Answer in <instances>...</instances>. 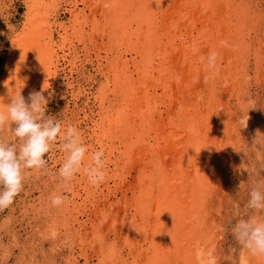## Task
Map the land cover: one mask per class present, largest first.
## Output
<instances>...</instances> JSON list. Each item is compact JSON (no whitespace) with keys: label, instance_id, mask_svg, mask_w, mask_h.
Masks as SVG:
<instances>
[{"label":"bare ground","instance_id":"6f19581e","mask_svg":"<svg viewBox=\"0 0 264 264\" xmlns=\"http://www.w3.org/2000/svg\"><path fill=\"white\" fill-rule=\"evenodd\" d=\"M80 1L85 3V0L70 1L74 24L85 12V8L79 9ZM91 1L85 5L89 8L99 6L100 0ZM109 1L115 2L111 3V8L109 5L108 12L105 10L106 15L103 16L101 11L97 12L102 14V19H106L108 30L98 29L99 26H96L98 30H92L97 31L92 34L101 35L100 37L107 31L105 36L110 38L109 42L116 44L115 47L118 46L119 52L111 58L107 56V65H101L100 68L105 81L102 82L97 96L99 119L88 113L89 106L86 108L87 105H84L81 110L72 112V121L68 120L75 127L84 123V120H92L93 125L89 130L83 129L84 131L79 132L89 155L97 150L104 151L105 180L93 186L81 172L67 183L72 200L63 202L68 211L65 222L69 225L67 227L71 226L70 229L75 230L74 237L77 239L74 240H77L76 246L80 248L78 255L83 256L86 263L96 257L97 263L94 264H199L197 249L211 251L215 256L220 251L215 238L218 233H211L214 230L213 225L207 226L203 220L206 218L204 213L211 208L209 201L213 199V188L218 180L219 169L216 171L214 163L222 162L224 154L231 148H226L227 141L220 140L221 133L226 132H222V112L218 110L221 103L216 99V91H219L222 86L218 85L222 83L225 95L234 93L236 78L240 74L237 75L238 64L243 60L248 63L245 56L242 57L243 41L240 38L242 29L247 26V3L244 0H132L138 4H132L130 0ZM36 2H27L32 5L28 8V22H25L28 23V29L10 48L6 76L0 83L2 97L7 91V83L12 86V82L16 80L11 76L18 73L17 67L21 66V58L30 59L28 52L24 56L21 55L23 52L19 53L20 61L15 59L18 51L13 50L19 47L18 44L24 43L25 39L29 40L28 45L32 41L41 50L40 53L36 52L39 67L33 68V74L27 76L28 86L33 90L36 89L35 81L46 86L43 83L44 76L46 79L47 74L55 75L52 68L58 70L56 62L60 55L65 60L70 55L72 65L77 63L79 55L72 50L73 39L85 44V55L91 56L95 52L97 59L101 55L97 52L101 49L99 45L94 41L86 42L84 29H74L70 34L65 23L60 24L65 32L61 35L62 41L57 44L56 49L52 38L53 28L48 22L50 6L43 4L41 6L44 12H35ZM244 8L248 10L244 11ZM39 12L41 16L37 15ZM37 16H40L42 22L35 25ZM84 20L87 21L86 18ZM95 23L91 25L92 28ZM34 25L36 28L33 31L36 34L31 38ZM231 28L235 29V34ZM259 29L261 28L257 30ZM66 43H70V52L59 55V51L64 52L66 49ZM123 46L125 51L122 50ZM211 52L217 54V63L215 71L210 73L201 57L206 58ZM33 56L35 59V55ZM227 83L231 85L225 86ZM13 88L12 91H18L15 86ZM82 89L75 96H79ZM23 96L27 102L28 96ZM1 105L3 104L0 100ZM85 133L87 134L84 135ZM222 171H225L224 168ZM62 185L65 186L63 182L60 183ZM217 199L220 201L219 196ZM81 216L87 218L82 220ZM57 237L59 236L54 239ZM31 247L34 249L35 246ZM248 256L244 260L240 257L244 261L242 264H251V255ZM78 257L71 255V264H78ZM217 262L220 264L218 259Z\"/></svg>","mask_w":264,"mask_h":264},{"label":"rangeland","instance_id":"374dc122","mask_svg":"<svg viewBox=\"0 0 264 264\" xmlns=\"http://www.w3.org/2000/svg\"><path fill=\"white\" fill-rule=\"evenodd\" d=\"M35 1H37L35 3V6L37 5V7H34V11L36 9L35 12L37 11H40L41 13L44 12V9L42 10L43 4H46V5L48 4L50 6L51 13L48 15L49 17L48 22L51 24L53 28L52 38L56 44V47H55L56 49H57V44H60L62 41L61 35L65 32V30L60 28L61 27L60 24L65 23L64 25H66L67 28L69 27L68 33L70 34L72 33V30L74 29H79V30L84 29L86 31V33L84 34L86 42L89 43L90 41H94L97 45H99L101 49L98 50L97 52L101 55L99 56L98 59L96 58L97 56L95 52H92L90 54L91 56L85 55L86 51H83L85 49V44L82 42L79 43L76 38L73 39L74 41L72 40L73 41L72 43L74 44V47H72V50L74 49L73 51L74 52L76 51L75 54H77V56L79 55L78 57L79 59L77 58L78 59L77 63L73 64L74 66L72 65V62H71L72 56L70 55L68 57L66 56V60L61 57L60 54L67 55V53L70 52V49H71L70 43H66V49L64 50V52L59 51L60 59L58 62H56V64L58 63V67H59L58 70L57 68H52V70L55 72L54 73L55 75L47 74L46 79L44 76L43 83L46 86H41V84L38 81H35L36 89L33 90L31 87L28 86L29 79H27V76L28 75L30 76L33 74L32 72L33 70H35L33 68L37 69L39 67L40 63H39L38 54L36 55V52L40 53L41 50H39L38 45L32 41H30V45H28L29 42L27 41L29 40L25 39L23 40L24 43L18 44L17 46L19 47H17V49L15 48L13 51H18L17 53L18 56H16L15 58L16 60L18 59L20 61L21 55L26 54L27 52L28 54L30 53L29 55L30 59L26 58L24 60L23 57L21 58V61H22L21 66L17 67L18 73L15 72L14 75L12 74L11 76V77L16 78V80L12 82V86L13 87L15 86V88H18V91H17L18 93L21 91L22 95H27V96L29 95V93L33 91H41L43 87H45V89H43L44 91L43 94L45 98L49 99L46 114L55 116L57 119H60L62 124L65 126L67 125V123L68 125H73L72 122H70L72 121V118H73L72 112L78 109L81 110L84 107V105H87L86 108L89 106L87 108L88 113L90 114L92 113L91 115L95 116L94 117L95 119H99L98 112L100 111V107L98 104L99 99L97 98V96H99L98 90L102 86V82L105 81V77L102 75L100 68L102 66L107 65V62H108L107 56L111 58L117 55V53L119 52L117 51L118 46L115 47L116 44H114V42H109L111 41L109 40L110 38H108V36H105L107 31L105 32L104 36L100 37L101 35L99 36V35L92 34L94 32L95 33L97 32V31H92V30H95L96 26L97 27L99 26L98 29L105 28L106 30H108L107 29L108 26L105 25L106 19L105 18L102 19V18L104 15H106V11L108 12L109 5L111 8V3H114L115 1L100 0L99 6L94 7V8H97L95 10L93 6L91 7L93 9H91L85 5V3L90 4L92 2L91 0L89 1L85 0L84 4H82L83 2L80 1L79 9L85 8V12L79 19H77V22L75 24L73 23L75 22V20H73L74 18L73 13H71L70 11V9L72 8L70 5L71 0H42V1L34 0V2ZM130 1L132 4L134 3L138 4L137 1L135 2H132V0ZM244 1H246L247 3L246 7L249 9V11L247 12L248 13L247 15L248 20L246 23L247 26H245V28L242 29V34L240 38L243 41V48H242L243 56L242 57L245 56L244 57L245 61L248 60V63L244 62L243 60L244 58H243L241 59L243 60V62H239L238 64L237 75L239 73L241 75L239 74L238 79L236 78L237 84L235 85L237 86H234V93H230L232 96L229 94L225 95L226 93L223 92L224 85H222V83L218 85L222 87H219V91H216L218 92V97L216 99L221 103L220 109L218 110L220 111V113L222 112L221 113V116L223 119L222 132L223 131L226 132V134L224 132L221 133L222 135H220V140L227 141L228 145H225L226 148H229V147L231 148L227 154H224V157L222 158L223 160L222 162H219L218 164L216 161V163H214L217 167L216 171L219 169L217 171L218 180L216 181L217 182L216 186L213 188L214 193L211 196L213 197L214 200L212 199L209 201V207L211 208H209L207 213H204L206 218L203 219L204 223L207 226L213 225L212 228L214 227L213 228L214 230L211 229L212 230L211 233L213 232L214 235L218 233L217 235H215V238H217L216 241L218 242V245H219L218 249L220 251L218 253V256L217 255L216 256L220 264H242L244 261L242 262V259H240V257H242L244 260V258L248 256L249 252L246 249H244L245 251H243V249L240 248V246L233 239L231 232H230V227L239 218L238 216H245V215L251 214V211L245 207L247 199H248V192L256 181L260 179H264V70H263L264 69V0H244ZM27 2H29V0H0V83L5 79L4 77L6 76L5 75V71L7 68L6 66L11 56L10 48H12L13 42L20 39L21 38L20 35L23 36L24 33L28 29V26L26 25L28 23H25V22H28V18H27L28 11H29L28 8L29 6L32 7V5H29ZM243 3L245 4V2ZM248 9L244 8V11ZM250 9H252V11ZM93 11H95V13ZM98 11H101L103 16H101L102 14L98 13L100 14V17H99V15L97 14ZM40 12L37 15H40L41 14ZM252 13L254 15H252ZM260 15H262L263 17ZM40 16H37L39 20L38 18L36 19L35 25L42 22L41 21L42 19L40 18ZM89 16H91V19L93 20H91ZM85 18L87 21L84 20ZM94 20H96V23L98 22L99 23L96 24ZM79 22H82V24ZM92 22L95 23L93 28L91 26L93 25ZM103 23H104V26H103ZM35 25L31 31H33L36 28ZM88 26L90 29L88 28ZM256 28L257 29L261 28V29L257 30ZM231 30L235 31L234 28L233 29L231 28ZM235 33L236 32H234L233 34ZM251 33H254V34L252 35ZM34 34H36V32L33 31L30 34V37L32 38ZM236 36L237 35H235V37ZM244 38H245V41L243 40ZM91 46L92 45L90 44L89 47ZM111 48L112 50H109ZM125 49L126 48L124 47L122 50L125 51ZM106 51L107 52L109 51V54H107ZM20 52H23V53L19 55ZM32 54L35 55V59ZM85 56L87 57V59ZM128 56L130 57V55ZM100 58H102L101 61H100ZM36 60H37V63H35ZM104 63L105 65H103ZM13 66L16 67V65H13ZM244 67L245 69H243ZM65 76H67V78H65ZM71 80L72 82H70ZM21 85L23 86L21 87ZM72 85L74 87H72ZM228 85H231V84L230 83L225 84V86H228ZM6 86H7L6 88L7 91H5V95L3 94V97L0 96V100L2 101V104H3L0 106L1 108L0 110H6L5 109L6 103H8L10 100L8 95L17 94L16 91H12L14 90V88L10 86L8 83ZM238 86H240L239 88L241 89H239ZM80 88L81 89L83 88L80 95L75 96L76 93L80 90ZM242 89H243V92H242ZM221 91L223 93H220ZM159 92H161V90H159ZM5 96H7L8 98H6ZM225 100L227 102H225ZM228 103H231V104H228ZM228 110L230 111L232 110V111L230 112ZM80 114L81 116H83L82 112ZM242 117H243V123L241 122ZM82 119L83 118H81V121ZM91 121L92 120H84L83 121L84 123H81L83 127L80 124L77 126L78 127L77 129L80 131L81 130L84 131L85 129H88L90 126L93 125ZM11 127L15 128V124L11 125ZM11 127L8 126V127H5L4 129H0V139H14V137L12 136ZM86 134L87 133H85L84 135ZM257 134H260L259 141L257 145H253L254 138L257 136ZM63 157L64 155L62 151L59 149V144L57 142L56 144L53 145V148L49 154V157L47 158L48 164H47L46 169L37 170V171L34 169H25L24 170V182H23V187L21 191L13 198L10 204L4 207H0V264H71V259L69 258L71 255L79 256L78 264L97 263L96 257L92 258L89 263H86L85 258L83 256L80 257V255H78L80 252L79 250L80 248L76 246L77 240L76 241L74 240V238L77 239V237H74L76 236L75 230L72 231L70 229L71 226L67 227L69 225L65 222V217L68 216V211L66 210L64 203L68 199L72 200L71 198L72 193L68 191V188L66 186H63V185L60 186V183L62 182L56 175V171L58 167L60 166L63 160ZM229 157H231V159ZM221 167L222 169H220ZM223 168L225 171H222ZM49 174L51 175V177H49ZM52 192L61 193L63 195L64 203L62 204L64 206H62V204L59 206H53L51 204L50 194ZM218 196L220 198V201H218L219 199H217ZM215 199H217L218 202ZM256 215L258 218H264L262 217V214L260 213H257ZM81 217H82L81 218L82 220H85L87 218V216H81ZM58 223L61 226H59ZM97 223H100V222H97ZM90 225L91 223H89V226ZM52 234L54 235L52 236ZM67 235H71L69 236L71 240H69V237ZM56 236H59L57 237L58 239L57 238L54 239V237ZM31 246L33 247L35 246L34 249ZM43 250L49 253H46ZM40 251H42L43 253ZM11 252L13 254H11ZM244 252L246 253L244 254ZM250 255L251 254L249 253V256ZM39 256L41 258H39ZM250 259H251V264H255V263L264 264L263 262L264 258L251 255Z\"/></svg>","mask_w":264,"mask_h":264},{"label":"clouds","instance_id":"9594fccd","mask_svg":"<svg viewBox=\"0 0 264 264\" xmlns=\"http://www.w3.org/2000/svg\"><path fill=\"white\" fill-rule=\"evenodd\" d=\"M201 60L206 63L210 73L215 71V52L209 53L206 58L201 57ZM43 89L29 93L27 102L21 91L10 95L6 110H0V129L15 124V128L11 127L14 139H0V207L10 204L21 191L25 169H46L47 158L57 142L64 159L56 175L65 186L81 172L93 186L105 180L104 151L97 150L89 155L77 127L62 125L60 119L46 114L49 99L43 95ZM259 135L254 138L253 145H257ZM50 202L53 206H59L64 202V197L61 193L52 192ZM245 207L251 214L238 216L230 227L231 235L240 248L264 258V218L256 215L260 213L264 217V179L252 185ZM196 255L199 264H218L211 251L197 249Z\"/></svg>","mask_w":264,"mask_h":264}]
</instances>
